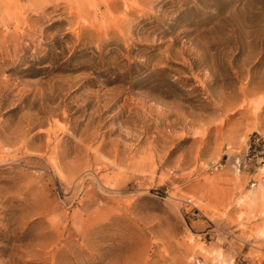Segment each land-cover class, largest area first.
Here are the masks:
<instances>
[{"label": "rangeland", "instance_id": "374dc122", "mask_svg": "<svg viewBox=\"0 0 264 264\" xmlns=\"http://www.w3.org/2000/svg\"><path fill=\"white\" fill-rule=\"evenodd\" d=\"M0 264H264V0H0Z\"/></svg>", "mask_w": 264, "mask_h": 264}]
</instances>
